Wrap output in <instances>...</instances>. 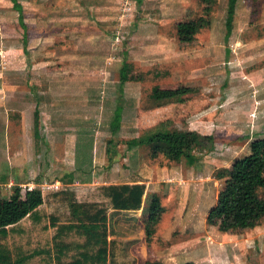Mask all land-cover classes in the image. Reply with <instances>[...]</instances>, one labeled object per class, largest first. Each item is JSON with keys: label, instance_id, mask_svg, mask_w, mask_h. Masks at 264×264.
<instances>
[{"label": "rangeland", "instance_id": "obj_1", "mask_svg": "<svg viewBox=\"0 0 264 264\" xmlns=\"http://www.w3.org/2000/svg\"><path fill=\"white\" fill-rule=\"evenodd\" d=\"M16 1L26 43L14 2L0 0V204L26 175H32L27 183L64 179L69 172L78 179L95 174L101 182L104 170L127 168L133 151L125 140L178 131L188 136L191 156L138 147L144 164L139 172L159 166L183 175L187 185L202 181L190 198L207 206L210 224L201 239L220 250L210 258L204 253V264H264V218L244 230L230 219L209 218L216 188L224 185L214 181L215 171L229 168L249 152L252 140L264 138V0H238L227 39L228 0ZM207 12L208 26L193 41H179L176 24ZM121 68L127 76L122 95ZM118 104L123 118L112 134ZM107 149L112 165L108 155L103 164L98 156L95 166L87 164ZM77 157L85 163L81 170ZM174 192L155 201L157 215L161 204L172 211Z\"/></svg>", "mask_w": 264, "mask_h": 264}, {"label": "trees", "instance_id": "obj_2", "mask_svg": "<svg viewBox=\"0 0 264 264\" xmlns=\"http://www.w3.org/2000/svg\"><path fill=\"white\" fill-rule=\"evenodd\" d=\"M14 8L18 11L19 24L23 28V38L26 43L27 33L24 23L22 6L16 1ZM139 1V0H138ZM237 0L227 1L225 18L226 39L233 30L235 6ZM209 24V13L187 20L179 21L176 24V35L181 42H190L195 39V35ZM119 92L123 91V84L126 81V73L121 68ZM34 136L39 135V111L34 112ZM123 118V106L118 104L113 112L110 122V131L116 134ZM187 135L173 131L172 133H142L139 136L125 140L126 149L130 150L141 146H152L156 149H163L169 154L179 157L189 158V147ZM111 151L107 149L108 161L113 163ZM68 179H60L65 183L73 181L72 175H67ZM214 177L224 180L223 188L220 190L217 202L212 208L209 218H227L238 230L251 229L256 227L264 218V138H257L249 143V152L234 160L229 168L218 169ZM47 191L42 194L40 189L23 190L18 185L14 187L9 199L2 200L0 204V264H24L31 257V254L23 255L17 250L15 240L9 245L7 235L13 230H22L19 220L26 218L36 220L40 218V205L43 203V196L58 192ZM145 185L143 183H120L105 184L95 187L91 191V198L85 201L75 200L69 204L70 212L67 224L56 226V233L53 235L55 246L59 257L65 255L63 252L65 244L63 240H57L62 235L73 232L76 236L84 240L78 245L77 256L62 261L57 258V264H109V242L107 240V219L108 209L111 207L116 211H137L140 210L143 202ZM61 194H66L62 191ZM152 200L157 201L156 196ZM157 211V210H156ZM152 218H157L153 212ZM67 215V213H65ZM45 217L52 218L45 213ZM52 226V224L50 225ZM48 224L41 228L45 232L50 227ZM55 226V225H53ZM18 227V229H17ZM26 227V226H25ZM27 228V227H26ZM32 232V231H31ZM149 235V230L148 234ZM6 237V238H5ZM5 238V240H3ZM62 239V238H61ZM4 241L6 243H4ZM8 244L10 248L6 245ZM50 255V254H49ZM147 264H160L158 261L147 262Z\"/></svg>", "mask_w": 264, "mask_h": 264}, {"label": "crops", "instance_id": "obj_3", "mask_svg": "<svg viewBox=\"0 0 264 264\" xmlns=\"http://www.w3.org/2000/svg\"><path fill=\"white\" fill-rule=\"evenodd\" d=\"M237 2L238 0L236 1V5ZM120 94L122 95V93ZM171 102L175 103L178 101L171 100ZM36 109L37 106L34 112ZM22 119L24 118L22 117ZM9 138V134H5L4 142L7 146L10 142ZM136 148L128 151L133 152L128 156L127 160L129 161L127 168L118 167L112 170H110L111 168L106 171L104 170L101 173L103 174L101 182L96 181L98 176L95 177V174H88L87 177L78 179L76 174L74 175V173L71 172L67 173L64 179H68L70 176L68 177L67 175L70 174L73 176V181L71 183L61 181L63 184L60 188L61 190L44 195L43 203L39 206L41 211L52 216L51 219L50 217H45V213H41L42 216L33 221L32 219L27 220L26 218L19 220L20 226L23 227L22 230H13V232H9L7 235V242L10 245L12 240H15L18 246L17 250L21 251L23 255L31 254L32 258L24 264H57L56 261L59 254L55 246L56 239L53 238V235L56 233V226L69 223V204L75 200H88L93 190L92 188L111 183H143L145 185V192L140 210L116 211L109 207L107 212L109 264H146L148 261L154 260H158L161 264H204V259H202L204 255L208 254L210 258L211 254L217 255V253H220L216 243L211 247L206 245L204 240L201 239L208 233L206 226L210 224L206 219L207 213L203 212L207 209L206 204L200 201L196 206V203L192 201V197L190 198L192 189L199 187L202 181H196L191 185H187L185 183L186 180H183V175L178 174L176 176L172 171H164L159 166H153L151 170L147 169L146 171L148 172L143 175L139 172V166L143 167L144 164L138 161V157L134 151ZM106 155H108L106 150L100 151L98 154L96 153L87 164L90 162V166H95V164H97L96 160L98 159L100 164H103L104 158L107 159ZM10 159L9 155L8 162H10ZM77 160H79L77 163L79 165L78 168L81 170L83 168L82 165L85 163L82 164L83 162L78 157ZM124 170H127V172H124ZM172 177L176 179L174 183ZM23 178L25 181L19 182V185L27 183L29 179L32 178V175H26ZM108 178L117 182H113L112 180L107 181L106 179ZM203 179L202 175L198 178V180ZM216 180L220 181L214 177V181ZM182 181L184 183H182ZM172 190L175 191L174 207L172 211L167 210L168 207H164V205L161 204V213L158 214L157 218L155 217V219H153L152 215L156 209L154 208L152 196H156L157 202H161V198H166L165 194ZM62 191H65L66 194H61ZM219 192L220 189L216 188L213 207L217 202ZM9 197L7 199H9ZM209 208L211 207H208V209ZM65 213H67V215ZM200 214L204 216L199 220ZM196 221H199V226H204L202 231L197 230ZM45 224L49 226L52 224V226L44 232L41 227ZM148 230L149 235H147ZM208 237L211 238L209 235ZM5 238L3 240H5ZM68 238H72L74 242L65 241V239ZM57 240H64L63 244H65L63 252L66 254L59 258H61L62 261H68L74 256H77L79 251L78 245L83 242L84 237L80 238L73 232H69L67 236L64 234ZM4 243L6 242L4 241ZM8 244L6 245L10 248Z\"/></svg>", "mask_w": 264, "mask_h": 264}, {"label": "built area", "instance_id": "obj_4", "mask_svg": "<svg viewBox=\"0 0 264 264\" xmlns=\"http://www.w3.org/2000/svg\"><path fill=\"white\" fill-rule=\"evenodd\" d=\"M62 186H63V184L59 180L43 181L41 183L40 182L36 183V182L32 181V182L24 184L23 186L19 185V187H21L23 190L40 189L42 193H45L47 191L58 190Z\"/></svg>", "mask_w": 264, "mask_h": 264}]
</instances>
